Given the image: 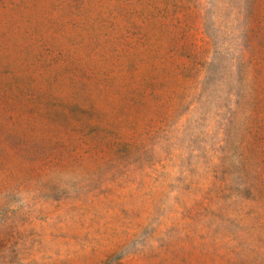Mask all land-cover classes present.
<instances>
[{"label":"rangeland","instance_id":"obj_1","mask_svg":"<svg viewBox=\"0 0 264 264\" xmlns=\"http://www.w3.org/2000/svg\"><path fill=\"white\" fill-rule=\"evenodd\" d=\"M0 264H264V0H0Z\"/></svg>","mask_w":264,"mask_h":264}]
</instances>
